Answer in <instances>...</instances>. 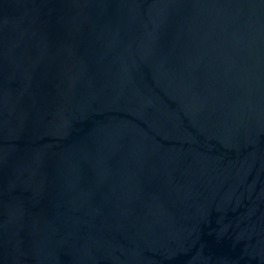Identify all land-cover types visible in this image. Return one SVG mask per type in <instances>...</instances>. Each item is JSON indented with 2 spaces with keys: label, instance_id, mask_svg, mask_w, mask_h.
<instances>
[{
  "label": "water",
  "instance_id": "1",
  "mask_svg": "<svg viewBox=\"0 0 264 264\" xmlns=\"http://www.w3.org/2000/svg\"><path fill=\"white\" fill-rule=\"evenodd\" d=\"M0 264H264V0H0Z\"/></svg>",
  "mask_w": 264,
  "mask_h": 264
}]
</instances>
